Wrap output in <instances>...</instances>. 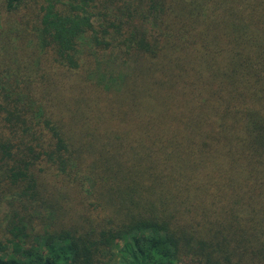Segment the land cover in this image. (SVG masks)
<instances>
[{
    "label": "trees",
    "instance_id": "1",
    "mask_svg": "<svg viewBox=\"0 0 264 264\" xmlns=\"http://www.w3.org/2000/svg\"><path fill=\"white\" fill-rule=\"evenodd\" d=\"M2 8L0 264H264V0Z\"/></svg>",
    "mask_w": 264,
    "mask_h": 264
},
{
    "label": "rangeland",
    "instance_id": "2",
    "mask_svg": "<svg viewBox=\"0 0 264 264\" xmlns=\"http://www.w3.org/2000/svg\"><path fill=\"white\" fill-rule=\"evenodd\" d=\"M2 1L0 0V26H1V22L2 25H7L10 21L6 20L5 18V10L2 8ZM89 50L90 53H87L85 50ZM94 51L97 62L99 63V67H100V72L99 75L102 77L103 75H105L106 78H114V76H117L119 74V70L120 69H126L127 66L126 64H122L120 63L119 60L114 59L115 57V51H104L101 49H97V50H92L90 49L89 45H85L82 46L80 52L82 53V58L86 59V58H90L91 57V53Z\"/></svg>",
    "mask_w": 264,
    "mask_h": 264
}]
</instances>
